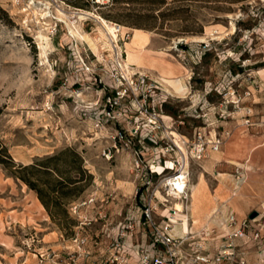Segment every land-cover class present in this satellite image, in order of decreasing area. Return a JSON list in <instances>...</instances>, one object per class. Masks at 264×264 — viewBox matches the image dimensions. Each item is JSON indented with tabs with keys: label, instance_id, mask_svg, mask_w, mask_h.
<instances>
[{
	"label": "rangeland",
	"instance_id": "rangeland-1",
	"mask_svg": "<svg viewBox=\"0 0 264 264\" xmlns=\"http://www.w3.org/2000/svg\"><path fill=\"white\" fill-rule=\"evenodd\" d=\"M103 22L121 28L116 40ZM140 53L177 76L132 65ZM175 79L189 92L175 93ZM0 142L23 166L69 151L81 174L59 170L83 179L67 218L52 221L0 166V264H137L135 246L152 242L147 216L174 211L168 184L181 173L174 234L214 253L224 233L213 212H257L250 235L263 231L241 250L261 264L264 0H0Z\"/></svg>",
	"mask_w": 264,
	"mask_h": 264
},
{
	"label": "built area",
	"instance_id": "built-area-1",
	"mask_svg": "<svg viewBox=\"0 0 264 264\" xmlns=\"http://www.w3.org/2000/svg\"><path fill=\"white\" fill-rule=\"evenodd\" d=\"M138 79V82L143 84L147 77L139 76ZM108 103H110L109 100ZM123 138V135L120 134L119 140L121 141ZM219 145V142L214 143L212 150L218 151ZM179 177L180 175H176L173 179L177 180ZM184 181L186 186L182 189L168 186V195L177 200H186L188 195L186 177H184ZM170 213L169 217L163 219L159 224H155L147 216L146 220L152 230V242L146 249L139 245L135 246V248H138L135 251L137 264H247L243 258L247 253L241 250V247L246 246L251 239L254 241L259 239L263 231V228L260 226L258 230H255L250 235L252 231L251 223L254 220L248 218L239 220L233 211L216 210L213 212L210 220L211 223H217V231L224 234L216 238L220 239L221 243L219 246L213 243L215 246L214 253H209L208 249L210 245L204 244L202 238L199 239V242H189L185 234H174L173 228L175 224L173 220L176 219V212L171 211ZM214 241L215 239H212L211 242ZM236 241H242V246L237 245ZM156 246L162 249V253L155 252ZM239 251L241 256L236 260ZM257 261L264 264V243L259 244L257 248ZM108 263L129 264L128 260L122 257H114ZM67 264H76V262L69 260Z\"/></svg>",
	"mask_w": 264,
	"mask_h": 264
},
{
	"label": "trees",
	"instance_id": "trees-1",
	"mask_svg": "<svg viewBox=\"0 0 264 264\" xmlns=\"http://www.w3.org/2000/svg\"><path fill=\"white\" fill-rule=\"evenodd\" d=\"M0 166L15 180L21 181L35 192L39 202L52 221L67 218L66 205L76 198L83 189V179H70L68 172L60 167H68L81 174V167L76 155L69 151L45 159H37L30 165H17L13 162L8 150L0 142Z\"/></svg>",
	"mask_w": 264,
	"mask_h": 264
},
{
	"label": "bare ground",
	"instance_id": "bare-ground-1",
	"mask_svg": "<svg viewBox=\"0 0 264 264\" xmlns=\"http://www.w3.org/2000/svg\"><path fill=\"white\" fill-rule=\"evenodd\" d=\"M82 17H84V16H81V18ZM73 24V23H72ZM103 28L105 29V32H107V34L110 36V37H112L113 39H115L116 40V38H117V35L116 34H119V33H121V28L118 26V28H113L112 27V25H109L108 23H106V22H103ZM71 32H72V34L73 35H77V32H75V31H73V30H71ZM141 35V34H140ZM81 37V36H80ZM140 36H138V33H137V36L135 37V42L136 43H139L137 40H138V38H139ZM140 42H141V40H139ZM116 42V41H115ZM135 43V44H136ZM131 45V44H130ZM121 68H122V66H121ZM129 70V69H128ZM176 83V82H175ZM172 85V84H171ZM179 85V84H178ZM181 85V84H180ZM173 86V85H172ZM176 90L177 91H181V89H180V87H176ZM178 146H179V143H176ZM178 148H181V149H183L182 148V146H179ZM182 151H184V150H182ZM185 165H186V162H185ZM168 186H171L172 188H173V186H175V187H177V188H179V189H182L183 187H185L186 186V183H185V181H184V176H183V174L181 173L180 174V177H179V179H177V180H174L173 178L172 179H170L169 180V184H168ZM192 198L193 199H195V197H196V195H197V192H198V188H197V185H193L192 187ZM176 195H178L177 193H175ZM184 210H185V206H184V204L180 201V200H178L176 203H175V209H174V211L176 212V217H178L179 216V214H184ZM173 222H174V224L176 225L178 222L174 219L173 220ZM186 222H187V220H186ZM186 225H187V223H186ZM175 227V226H174ZM176 230V229H175Z\"/></svg>",
	"mask_w": 264,
	"mask_h": 264
},
{
	"label": "crops",
	"instance_id": "crops-1",
	"mask_svg": "<svg viewBox=\"0 0 264 264\" xmlns=\"http://www.w3.org/2000/svg\"><path fill=\"white\" fill-rule=\"evenodd\" d=\"M145 33V32H144ZM147 34V33H146ZM148 35V34H147ZM140 39L143 40V34L142 36L140 37ZM149 36H148V41H149ZM135 40V35H134V39L133 41ZM148 45V42L146 44V46ZM133 58V57H132ZM133 60V59H132ZM132 65H137L138 68H142V69H146V70H150V71H156L159 73V71L161 70H164L166 72H170V76L169 77H175L177 76V70H174L172 68H165L164 66H161L158 62H156L155 60L153 59H150L147 55H139V58H138V62L137 64H134V61L132 62ZM171 79V78H169ZM176 82V83H175ZM173 86L171 87L172 90L175 92V93H178V94H181V93H187L189 92V89H188V86L186 84V82L182 84L181 80L180 79H175L173 80L172 83ZM179 84V85H178ZM181 84V85H180ZM176 87H180L181 91H177L176 90ZM197 188H198V185H197ZM198 192H199V188H198ZM198 196V195H197ZM178 232V231H177ZM180 233V232H178Z\"/></svg>",
	"mask_w": 264,
	"mask_h": 264
},
{
	"label": "water",
	"instance_id": "water-1",
	"mask_svg": "<svg viewBox=\"0 0 264 264\" xmlns=\"http://www.w3.org/2000/svg\"><path fill=\"white\" fill-rule=\"evenodd\" d=\"M258 216V213L257 212H252L249 216H248V219L252 220L254 219L255 217Z\"/></svg>",
	"mask_w": 264,
	"mask_h": 264
}]
</instances>
